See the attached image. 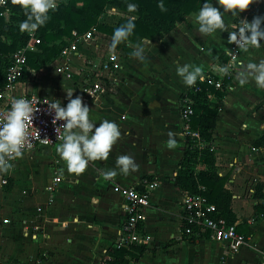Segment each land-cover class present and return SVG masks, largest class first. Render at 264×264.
Segmentation results:
<instances>
[{
  "label": "crops",
  "instance_id": "obj_1",
  "mask_svg": "<svg viewBox=\"0 0 264 264\" xmlns=\"http://www.w3.org/2000/svg\"><path fill=\"white\" fill-rule=\"evenodd\" d=\"M213 3L219 8L215 0ZM252 8L239 17L225 13L227 31L211 36L199 33L192 14L160 43L130 44L133 51L137 46L144 48L143 61L133 52L122 51L123 70L96 101L88 102L90 119L97 124L114 121L121 132L107 161L90 162L84 173L73 174L56 149H45L19 157L9 172H0V264H101L120 236L124 191L148 178L156 179L148 181L156 187L150 195L144 229L153 242L144 254L135 253L137 258L129 259L128 264L258 263L264 254V217L255 207L264 205V200L255 199V188L264 184V150L252 145L264 135V109L255 110L264 99V89L260 92L251 78L241 86V66L227 75L217 71L230 47L227 32L237 30L243 18L251 21L259 15L258 11L251 13ZM116 12L106 24L115 27L125 18ZM240 52L244 67L259 63L264 60V41L259 48ZM184 64L203 66L206 78H232L233 87L221 102L213 147L218 173L227 178L226 189L234 195L237 229L247 238L237 253L227 244L183 235L180 203L185 193L176 186L175 176L184 158L182 112L191 88L176 73L177 66ZM47 68L30 78L27 90L60 101L58 93L53 96L45 89L52 75L40 77ZM65 100L61 102H68ZM210 101L216 103L217 96L212 95ZM169 132L176 139L171 149L167 147ZM121 155L133 157L137 170L124 175L117 169L116 177L105 180L102 173L115 169ZM56 174L63 182L50 193ZM3 180L13 181L10 193L4 191Z\"/></svg>",
  "mask_w": 264,
  "mask_h": 264
},
{
  "label": "trees",
  "instance_id": "obj_2",
  "mask_svg": "<svg viewBox=\"0 0 264 264\" xmlns=\"http://www.w3.org/2000/svg\"><path fill=\"white\" fill-rule=\"evenodd\" d=\"M205 2L208 0H57V9L49 13L48 22L36 31L38 38L41 39V45L37 52L28 54L29 67L38 73L42 67L51 66L67 46L66 40L72 39L75 32L84 35L97 30L112 37L114 30L126 23L130 17L122 18L115 27L101 23V18L110 8L135 17L134 34L115 49L131 53L133 50L129 47L130 44L140 45L145 40L160 43L165 36L176 32L178 26L187 23L188 18L193 13H197ZM128 3L137 4L138 10L129 13ZM160 3H163V9L159 6ZM0 13H7V17L0 15V90L2 91L7 83V72L12 57L19 49L28 45L30 33H22L19 30V23L26 19L24 10L20 6L13 5L11 0H5L4 5H0ZM219 61L221 66H224L228 65L229 59L223 56ZM212 78L218 81L217 78ZM21 82L29 83V75L24 76ZM232 87V78L228 75L222 80L221 89H217L207 81H197L185 96L184 100L193 101L194 116L190 122V130L198 133L199 139L185 136L184 158L175 176V184L184 193L207 198L210 204L216 206L221 218L227 220L230 225H235L237 218L232 209L234 195L226 189L227 178L221 177L218 173L216 151L213 147L214 134L222 110L221 102ZM212 95L217 96L216 103L210 101ZM262 109H264V99L255 108L257 111ZM252 146L264 150V135ZM154 180L156 179H144L136 189L143 191L144 182ZM12 184L13 181L9 180L4 186V191L10 193ZM255 199L264 200V184H259L255 188ZM255 210L264 217V205H257ZM140 248L132 251L113 250L111 255L115 263L128 264L129 259L137 258L135 253L139 256L144 254L146 247Z\"/></svg>",
  "mask_w": 264,
  "mask_h": 264
},
{
  "label": "clouds",
  "instance_id": "obj_3",
  "mask_svg": "<svg viewBox=\"0 0 264 264\" xmlns=\"http://www.w3.org/2000/svg\"><path fill=\"white\" fill-rule=\"evenodd\" d=\"M257 0H215L219 8L214 6L213 0H208L193 13L194 23L198 25V31L203 36H211L218 31H227L223 16L231 13L239 17L246 12ZM13 5H18L24 10L26 19L19 23L22 33H32L44 26L50 19L49 13L57 9V0H11ZM163 9V3L159 5ZM129 13L138 10V5L128 3ZM221 9L223 11H221ZM7 17V13H0ZM135 17H130L124 24L118 26L111 37V49L114 51L122 42L127 41L135 30ZM228 44H234L243 52L252 48H259L264 41V16H256L251 21L240 20L235 31H229ZM132 55L139 60L145 59V50L137 46ZM231 65L218 67L217 71L229 74ZM242 70L238 72V83L246 85L250 78L254 79L258 88L264 89V60L249 62L246 67L241 64ZM177 75L187 87L196 85L197 81L205 80L203 66L196 64L178 65ZM68 103L65 106L59 100L45 99L48 112L53 115L52 123L65 122L56 128L57 153L64 161L67 171L73 174H82L86 171L90 162L107 161L113 146L121 136L119 126L110 120H103L99 124L90 119V109L84 103L83 97L76 96L72 90L66 91ZM40 111L36 105V98H13L10 109L0 120V172L7 173L13 168L12 161L22 155V150L30 146L29 125H33L35 114ZM99 125V126H97ZM63 129V132H61ZM167 147H175V134L169 132ZM47 141V139H45ZM116 168L104 171L102 176L105 180H111L119 174L127 175L130 171L137 170V164L133 157L121 155L116 158Z\"/></svg>",
  "mask_w": 264,
  "mask_h": 264
},
{
  "label": "built area",
  "instance_id": "obj_4",
  "mask_svg": "<svg viewBox=\"0 0 264 264\" xmlns=\"http://www.w3.org/2000/svg\"><path fill=\"white\" fill-rule=\"evenodd\" d=\"M4 3L5 0L2 1L3 5ZM109 11L117 14V10L110 8L101 18V23L106 24V15ZM125 17L131 16L125 14ZM66 42L67 46L58 59L60 65L52 64L51 67H54V70L51 73L71 81L75 95L83 97L84 103L88 106V102L96 101L107 90L108 85L115 82L116 77L123 70L124 57L122 51H113L111 49V37L97 30H92L84 35L75 32L73 38L66 40ZM40 45L41 39L38 38L36 31L30 33L28 45L19 49L13 55L11 66L7 72L6 86L4 90H0V120L4 118V114L10 109L13 98L32 99L35 97L36 105L40 108V111L35 114L33 125H29L28 128L30 146L22 150L21 156L38 150H57L60 142L57 139L56 128L65 123L60 121L57 125H53V115L49 114L48 106L43 104L45 99H53L38 92L28 91V83L21 82V79L27 74L29 78L36 74L35 70L29 67L28 54L37 52ZM90 48L96 52V58L89 63L88 56H92L89 52ZM226 56L229 59L228 65L232 66L230 68L231 72L240 67L244 59L240 50L234 44H230ZM75 62H79L80 66L77 67ZM204 81L217 89L222 88V80L216 81L209 76ZM20 85H23L25 90L23 94L17 96ZM67 103L63 104L66 106ZM192 104L193 101L186 99L183 106L184 132L185 136L189 135L199 139L198 133H193L190 130V122L194 116ZM61 132H63V129H61ZM17 159L15 158L13 161ZM62 182L63 178L56 174L52 179L49 192L54 193ZM2 184L6 185L7 181L3 180ZM155 187L156 185L146 181L144 182L143 191H138L136 188H127L124 191L122 207L124 222L113 250L126 249L132 251L137 247H149L151 245L153 237L148 235L144 228L147 221L146 210L150 206V195ZM180 206L182 209V229L185 237L197 240L209 239L216 243L227 244L235 253L246 245L247 238L238 232L237 225H230L227 220L221 218L216 206L210 204L204 196L185 193ZM101 264L118 263H115L114 257L109 253L101 261ZM257 264H264V254Z\"/></svg>",
  "mask_w": 264,
  "mask_h": 264
},
{
  "label": "rangeland",
  "instance_id": "obj_5",
  "mask_svg": "<svg viewBox=\"0 0 264 264\" xmlns=\"http://www.w3.org/2000/svg\"><path fill=\"white\" fill-rule=\"evenodd\" d=\"M253 7L252 10H250L251 13H253L254 11H258L259 15H256V16H264V0H257L256 3L253 4ZM249 12V13H250ZM248 13V14H249ZM112 15H116L114 14L112 11L108 12L106 17L109 19L110 16ZM123 17V16H121ZM254 17V16H253ZM244 19V18H243ZM89 52H91L92 56H88V62H92L93 60H95V55H96V52L94 50H92L91 48L89 49ZM53 64H57L60 65V61L57 59L54 61ZM75 65L77 67L80 66V63L79 62H75ZM48 65L42 67L41 70H44L45 68H47ZM51 67V66H50ZM47 70V71H46ZM44 72H43V75H41L40 77H43V78H47L46 75H52L50 76V78H47L48 80H50L47 84V86L45 87L46 91L48 92H51V94L54 96L56 93L59 94V98H62L60 99V101H66L65 99L67 98V93L66 91L68 90H72L74 92V89L72 87L73 83L71 81H68L65 77H62L60 75H56L55 73H51L50 71L54 70V67H51L50 68H47ZM51 73V74H50ZM52 78V79H51ZM61 90V91H58V89ZM23 86H20L18 88V93H17V96L19 94H21L23 92ZM258 90L261 92L262 89L261 88H258ZM45 94V93H44ZM74 98H75V95H74ZM25 175L28 177V174L25 173Z\"/></svg>",
  "mask_w": 264,
  "mask_h": 264
}]
</instances>
